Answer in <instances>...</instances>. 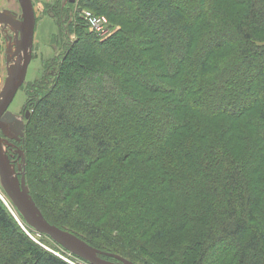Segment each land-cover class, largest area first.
Masks as SVG:
<instances>
[{
    "label": "trees",
    "instance_id": "1",
    "mask_svg": "<svg viewBox=\"0 0 264 264\" xmlns=\"http://www.w3.org/2000/svg\"><path fill=\"white\" fill-rule=\"evenodd\" d=\"M82 7L120 29L71 23L31 86L21 146L44 217L138 264H264V0ZM18 216L0 199V264H70Z\"/></svg>",
    "mask_w": 264,
    "mask_h": 264
},
{
    "label": "water",
    "instance_id": "2",
    "mask_svg": "<svg viewBox=\"0 0 264 264\" xmlns=\"http://www.w3.org/2000/svg\"><path fill=\"white\" fill-rule=\"evenodd\" d=\"M17 1L21 8L20 18L10 10H0V25L15 36L14 45L7 51V76L0 92V185L27 227L39 235L48 237L65 252L89 264H138L120 255L103 252L74 233L51 224L30 194L26 180L24 150H17V161H12L8 154L7 147L13 146L10 141L20 143L24 140L26 123L31 117L30 111L24 116H19L9 108L26 81L33 59L37 23L33 1Z\"/></svg>",
    "mask_w": 264,
    "mask_h": 264
},
{
    "label": "rangeland",
    "instance_id": "3",
    "mask_svg": "<svg viewBox=\"0 0 264 264\" xmlns=\"http://www.w3.org/2000/svg\"><path fill=\"white\" fill-rule=\"evenodd\" d=\"M32 1L34 4L36 19H37L35 36H34L33 59L28 68L26 84L23 88H21L18 91V93L16 94L9 108V110L16 115L25 114L27 111H30L32 113V110H31L32 106H25L31 99L30 97V94L32 93L31 86H33V84H37L45 80L47 81L46 85L49 84V82L51 81V77H49V74H53V70L52 68L50 71L47 70L48 64L52 62L60 54H62L64 39H66V41L68 40V42H71V43L76 41L77 39L76 34L75 33L69 34L68 28L71 23L80 24L82 21L85 24L86 22L83 18V15H84L83 11H89L85 7L81 8V0H75L73 3L71 2V0H32ZM59 3H61L62 7L66 9V12H64L63 15L61 14L60 20L58 18L59 14H57V12L52 11V8ZM50 9H51V12L49 11ZM0 10L1 11L10 10L13 12H17L21 15V8L17 0H0ZM91 13L95 15L93 12ZM95 16L106 18V21L108 23V24L106 23L107 30L110 33L109 38L113 36L120 29V27H116L110 24L107 17L98 16V15H95ZM64 17L66 18L63 19ZM78 20H81V21L78 22ZM87 30L89 33L91 32L89 27L87 28ZM0 37H2L1 34H0ZM99 39L101 41H105L108 38L107 39L99 38ZM2 42L4 45V41ZM0 66L2 68V72L0 74V92H1L4 86V83H5V80H6V68H5V63L3 62V60L0 61ZM25 157H26V154H25ZM26 165H27V159H26ZM0 199L5 204L10 214L22 226L20 217L18 216L19 214L18 211L16 210L14 206L12 207L7 202L6 199H8V197L3 191L1 185H0ZM14 208L16 211L14 210ZM24 230L35 242L40 244L42 247H44L48 251L54 252L56 255L64 258L65 260H71L73 258L72 257L73 255L65 252L59 246H57L58 248L57 250V249H52L48 246L42 245L40 241L42 240V238L44 239L46 236L39 235L31 229H30L32 231L31 233L33 234H31L25 228ZM63 252H65L66 254Z\"/></svg>",
    "mask_w": 264,
    "mask_h": 264
},
{
    "label": "flooded vegetation",
    "instance_id": "4",
    "mask_svg": "<svg viewBox=\"0 0 264 264\" xmlns=\"http://www.w3.org/2000/svg\"><path fill=\"white\" fill-rule=\"evenodd\" d=\"M13 13L17 14L18 18H20L21 15L19 13H17V12H13ZM0 34L2 36V37H0V61L3 60V62L5 63L6 76H7V59H8L7 51L9 50V47H12L14 45L15 36L12 32H10L8 29H5L1 25H0ZM2 41H4V45H3ZM1 72H2V68L0 66V74H1ZM25 84H26V81L21 88H23L25 86ZM33 86H34V84H33ZM25 106H29V104L27 103ZM24 115L25 114H21L19 116H24ZM22 142L23 141H21L20 143H17L15 141H10V143L13 144L14 147L8 146L7 149H8V154H9L12 161H17V159L19 157L17 150L22 149V146H21Z\"/></svg>",
    "mask_w": 264,
    "mask_h": 264
},
{
    "label": "built area",
    "instance_id": "5",
    "mask_svg": "<svg viewBox=\"0 0 264 264\" xmlns=\"http://www.w3.org/2000/svg\"><path fill=\"white\" fill-rule=\"evenodd\" d=\"M83 18L88 25L90 31L96 36L102 39H107L110 36V33L107 30V21L104 17H97L89 11H83ZM107 23V24H106ZM71 260H66L70 264H89L77 257L72 256Z\"/></svg>",
    "mask_w": 264,
    "mask_h": 264
},
{
    "label": "bare ground",
    "instance_id": "6",
    "mask_svg": "<svg viewBox=\"0 0 264 264\" xmlns=\"http://www.w3.org/2000/svg\"><path fill=\"white\" fill-rule=\"evenodd\" d=\"M5 199V198H4ZM13 211V210H12Z\"/></svg>",
    "mask_w": 264,
    "mask_h": 264
}]
</instances>
